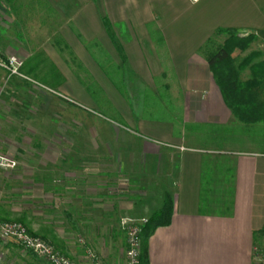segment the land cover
Masks as SVG:
<instances>
[{"label":"crops","instance_id":"crops-1","mask_svg":"<svg viewBox=\"0 0 264 264\" xmlns=\"http://www.w3.org/2000/svg\"><path fill=\"white\" fill-rule=\"evenodd\" d=\"M228 26L253 34L233 65L239 81L251 82L252 94L263 99L264 0H0V34L16 28L17 40L45 53L24 60L25 74L49 69L61 91L81 100L100 93L123 125L129 121L117 100L129 84L141 85L144 103L146 94L160 103L162 115L139 108L137 127L141 153L169 164L159 201L144 216L161 208L166 192L173 201L169 224L148 237V264H253V246L263 244L264 105L240 100L233 110L201 50L216 28ZM1 154L9 152L0 141ZM82 168L62 167L58 187H48L46 203L58 206L57 216L25 225L78 264L89 262L88 248L104 264H124L120 222L129 207L97 172ZM7 197L0 188V220L15 218L3 208Z\"/></svg>","mask_w":264,"mask_h":264},{"label":"rangeland","instance_id":"rangeland-1","mask_svg":"<svg viewBox=\"0 0 264 264\" xmlns=\"http://www.w3.org/2000/svg\"><path fill=\"white\" fill-rule=\"evenodd\" d=\"M6 32L0 34V58L12 52L21 57L22 65L24 60L28 65L35 56H45L34 53L36 46L31 41L16 39L20 30L13 28ZM20 71L24 73L21 68ZM41 72L39 77L24 73L29 77L25 78L0 66V141L9 152L8 157L0 155V188L8 196L3 208L15 217L10 220L40 227L49 216H57L58 206L49 208L46 201L48 187L59 185L62 167L73 170L83 167L93 175L97 172L99 181H107L111 192L129 207L128 212H123L124 219L145 217L159 201L158 187L167 184L161 173L169 164L165 158L154 160L141 153L142 137L137 131L139 108L144 105L160 115L157 107L160 103L152 105L150 94H146L144 103L139 93L141 85L129 84L131 91L117 100L129 121V125H123L118 110L112 109L115 105L100 93L87 92L88 97L81 100L73 92L67 94L58 88L59 77L55 72L49 69ZM110 172L116 174H102ZM216 208L219 207H211ZM19 248L22 247L0 241L2 264H44L29 257L24 248L22 254Z\"/></svg>","mask_w":264,"mask_h":264},{"label":"trees","instance_id":"trees-1","mask_svg":"<svg viewBox=\"0 0 264 264\" xmlns=\"http://www.w3.org/2000/svg\"><path fill=\"white\" fill-rule=\"evenodd\" d=\"M104 21L107 30L110 32L111 27L108 20L104 18ZM111 36L119 51L122 52L121 46L116 38L113 34H111ZM218 36H223L222 41H218ZM252 39V33L240 35L234 27H218L215 29L213 35L209 36L201 45V50L205 53V56L213 69L215 80L221 88L225 101L233 110L236 105L239 104L238 102L240 100H244L245 102L250 101L258 108L264 105V98L258 99L256 95L252 94L251 82L242 83L239 81L238 72L234 69L233 65L234 58L249 45ZM85 85L87 88H90L88 84L85 83ZM172 212L173 201L170 194L166 192L161 208L152 212L147 217L146 223L142 226L140 264H148V237L156 227L169 224ZM260 236L264 239V226L261 229ZM262 243V246L264 247V240Z\"/></svg>","mask_w":264,"mask_h":264},{"label":"built area","instance_id":"built-area-1","mask_svg":"<svg viewBox=\"0 0 264 264\" xmlns=\"http://www.w3.org/2000/svg\"><path fill=\"white\" fill-rule=\"evenodd\" d=\"M197 2L199 0H188ZM22 59L15 53H8L0 58V66L6 68L10 74H19L29 78L20 71ZM147 217L136 219H123L121 228L125 231L124 264H140V247L142 226ZM0 241H7L30 251L47 264H78L64 253L60 252L51 243L42 237L31 233L26 225L17 220H0ZM89 262L87 264H104L103 261L90 249H87ZM0 264L2 260L0 257ZM253 264H264V247L259 244L253 246Z\"/></svg>","mask_w":264,"mask_h":264}]
</instances>
